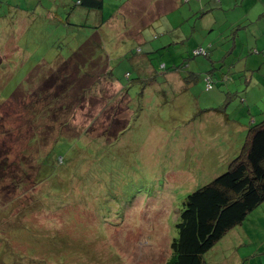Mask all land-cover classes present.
<instances>
[{
  "label": "rangeland",
  "instance_id": "rangeland-1",
  "mask_svg": "<svg viewBox=\"0 0 264 264\" xmlns=\"http://www.w3.org/2000/svg\"><path fill=\"white\" fill-rule=\"evenodd\" d=\"M104 1L106 25L96 32L85 21L81 6L75 10L79 19H70L77 31L69 22L63 23L68 19L65 11L62 22L50 25L37 20L33 5L24 6L25 10L16 6L9 13L0 7V52L6 54L0 65V148L8 150L7 161L4 154L0 156V229L10 236L16 227L20 229L15 246L5 248L2 264H67L74 258L86 260L80 264H164L186 195L224 170L240 152L242 145L234 149L240 125L231 121V108L244 102L232 93L236 84L231 76L244 71L230 70V58L223 62L230 31L212 47L211 39L198 38L200 30L193 32L197 38L177 37L179 26L187 24L191 32L194 22L181 23L178 10L166 14L164 9L153 18L154 26L145 30L143 39L133 40L129 33L144 22L139 19L136 25L117 29L125 18L119 13L123 0ZM110 1L114 5L109 6ZM12 2L19 0H0L6 8ZM92 35L101 42L93 41ZM168 35L174 36L173 42ZM94 43L102 44L106 68L115 80L105 77L94 84L96 78L82 77L81 84H91L92 89L82 91L78 99L75 92L67 94L65 102L77 105L62 111L60 101H53L56 98L37 96L36 88L49 93L59 89L62 80L54 70L56 61L68 60L82 49L92 53ZM199 46L206 47L208 54L194 55ZM28 75L40 80L20 88L31 91L28 95L12 97ZM112 94L119 105L114 99L108 101ZM51 110L57 111L49 118L42 116ZM55 112L70 118L66 126ZM206 114H213L206 119H213L211 126L198 123ZM114 115L120 124L127 120V128L113 140L103 139L98 131ZM85 128L94 131L85 134ZM247 132L248 128L242 133L243 141ZM33 135L39 148L45 140L43 151L52 148L50 171L41 167L39 175L32 165L35 157L23 152ZM30 147L37 155L38 147ZM24 161L29 164L27 173H22ZM33 177L40 182L37 187ZM43 184L54 191L51 199H39ZM57 202L62 203L66 222L59 221ZM69 222H74L72 229L78 235L61 242L64 226L72 227ZM93 256L96 260H90ZM205 258L207 264H264V201L215 243Z\"/></svg>",
  "mask_w": 264,
  "mask_h": 264
},
{
  "label": "trees",
  "instance_id": "trees-1",
  "mask_svg": "<svg viewBox=\"0 0 264 264\" xmlns=\"http://www.w3.org/2000/svg\"><path fill=\"white\" fill-rule=\"evenodd\" d=\"M220 1L221 0H217V3ZM77 2L85 8L97 9L102 7L101 0H78ZM156 2L157 0H125L122 5L125 7V10L136 8V6L137 8H140L143 5H150L152 10H156L157 7L155 5H152V3L157 5ZM127 3H129L128 6H126ZM169 7L170 8L165 9L167 12L175 8V6L173 5ZM215 7L214 9H216ZM233 9L239 11L238 7H234ZM143 12L144 11H141V13ZM228 14H231V12H229ZM1 15L2 14H0V17ZM241 16L242 14H238L236 17ZM230 19L231 16H225L222 20H226L227 23H224L225 21L222 23V20H220L221 22L218 24H221V29H215L211 33L213 37L211 41V47L212 44H215L217 38L222 37L229 30L230 32L227 38L229 42L228 49H231V46H233L235 42L236 44H238V47H235V50L241 48V44L238 41L234 40L233 31L236 30L243 22H240L241 20L237 18L235 21V26L232 29L230 26V28L228 29V26L230 25L229 23L231 22ZM151 22L152 21L148 22V24ZM143 25L145 26L144 23ZM152 26H154V20ZM92 28H95L94 32H96L98 26L94 25L92 26ZM130 38H132L133 40H142L135 37ZM93 39V41L95 42H101L100 38L98 37L93 36ZM139 48L140 46L137 48L138 51ZM160 48L161 47L157 49ZM198 48H203L205 50V53L202 52L204 55L208 54V49L206 47L199 46ZM86 50L82 49L79 52L75 51L73 57L68 60L56 61L54 70L55 72H59L62 80L61 84H59V89L57 90V92L49 93L48 91L40 92L39 89L36 88L37 96H39L40 98H48V100L50 98H56L53 101H60V111H62L64 109L75 107L77 105H71L65 102L64 98L67 96V94L75 92V97L78 99L81 96L80 93L82 91L92 89L91 84L89 85V87H87V85L85 84H81L82 77L89 78L91 80L96 78L97 80L93 81L94 84L99 80H103L105 77L109 81L115 80L112 70L110 68H106L108 66V61L107 58L104 57L105 55L102 51V44L100 45L98 43H94V52L92 53H90L89 51L87 53ZM210 51L211 50H209V53H211ZM261 52L264 53V49ZM202 53L194 52V55ZM146 56L148 57V54ZM224 57H227V59L230 58V60L232 58L231 54L229 55V53L227 52ZM140 58H145L146 60H148L149 65L152 63L150 58H146L144 56ZM2 63L3 60L0 55V65ZM39 80L40 78L33 79L30 75H28L25 83L19 85L17 87L19 89L16 88V90H14L12 97H16V95L17 97L24 94L28 95L31 91L29 93H25L21 89L28 88L29 86L31 87L32 84H36ZM71 86L73 87L70 89ZM122 86L124 87V85ZM232 93L235 94V98L237 96H240L241 101L244 102L241 105L245 110V113L242 116H244L245 118L244 124L247 123L248 125L247 135L243 141L242 132L239 128L237 133H239L240 136L234 143V149L242 145L238 155L235 154L231 158L224 170L218 172L216 175L212 176L208 181H206V183L200 185L186 195L180 211L179 219L176 223L177 235L171 242V252L164 264H207V260L205 258L206 252L211 249L215 245V243L220 242L221 239L227 234V232L236 227L237 224L244 223L248 214L264 201V110L262 112L260 110L262 107H264V99H259L252 105L251 100H254V98L249 97L246 93H244L243 90H241V92L239 90H234L232 91ZM53 94H55V96H53ZM116 94L118 95L119 93L117 92ZM126 94H128L127 90ZM117 95L112 94L108 96V101L114 99V101H116V104L119 105L120 102L118 101L119 98L117 97ZM241 105L238 106V104L235 103V106H237L236 109L238 110ZM78 106H81V103H78ZM126 106L127 108L129 107L128 101L126 102ZM207 110L208 109H203L202 111ZM53 111L57 110H51L48 112L42 111V116L44 118H49L50 116H52ZM227 114L228 113H225V115ZM55 115L57 120L64 119L62 125L66 126L68 124L70 118L65 115L63 117L58 116L56 112ZM212 115L213 114L203 115L198 120V123L211 126V124L214 123L213 119L209 122H206V119L210 118ZM107 120L109 121L106 127L101 131H98L97 134L102 135L103 139L113 140V137L116 138L120 132L127 128V120L124 123L120 124L119 117L117 115H114L112 118L108 117ZM232 120L240 123V119L231 116V121ZM93 131V129H84L85 134L92 133ZM42 140V148H39V146L35 144L38 142V138L33 135L30 138L29 144H27L29 147H25L23 151L26 157H35V163L32 165L35 167V173L37 175L40 174L41 167L45 168L46 166L45 170L50 171V169L47 167V162L49 163V156L52 148L50 151L49 149L46 152L43 151L47 147V144L45 143L44 139ZM53 142L54 141H51V144ZM31 145L38 147L35 148L37 151V155L33 153V150L30 147ZM7 152L8 150L0 148V156L3 154L6 156L5 158H3L4 161H7ZM42 161L44 163L38 167V162ZM28 165L29 164H26L25 161L22 163V173L28 172ZM0 176H3L2 173H0ZM33 180L35 186L37 187L40 182H36L35 177H33ZM43 182L45 181H42L41 183ZM26 183L27 181L24 179V184ZM47 187L49 189V186ZM37 194L39 196V199H51L55 193L53 190H46L45 185L43 184V188H41V190L38 191ZM57 205V216L59 218V221L63 222L65 221V213L61 212L63 208L62 203L57 202ZM11 221L12 220H10L9 222ZM69 224L72 227L64 226L65 230L63 229L61 235H59V240L61 242H70L78 235L77 233H75V231L77 230L72 229L74 222L73 224L69 222ZM14 227L16 226H13V228ZM18 233H20V229H18L17 227L12 232V236L7 235L4 229H0V264H2V260L5 258L7 252L6 249L9 248L11 244L15 246L14 240L16 236L19 237ZM81 234L87 236V233ZM99 241L101 240L96 239V242ZM47 250L48 249H46V251ZM32 254L36 256V253L33 252ZM110 255L113 257L111 253ZM95 258L96 256H93L90 260H96ZM74 259L71 261H67V264H80L86 262L85 259L84 262H78Z\"/></svg>",
  "mask_w": 264,
  "mask_h": 264
},
{
  "label": "crops",
  "instance_id": "crops-1",
  "mask_svg": "<svg viewBox=\"0 0 264 264\" xmlns=\"http://www.w3.org/2000/svg\"><path fill=\"white\" fill-rule=\"evenodd\" d=\"M78 0H46V6L44 5V0H19V2L7 3L9 8H6L5 3L0 4V7L4 9L7 13L15 10L16 6H19L21 9L25 10L24 6H34V13L38 16L37 20L41 23L46 24H57L58 22H62L61 13L62 11L67 12L66 18L67 20H63V23L69 22L68 24H72L74 30L77 31L79 28L71 22V20L76 21L79 19V13H77L76 6H81L83 14L86 17V22L92 26H100L105 24V11H106V3L104 0L102 1L101 8H85ZM119 1V0H117ZM123 0L122 2H124ZM156 1V0H153ZM157 5L152 3L157 7L156 10H152L150 5H143L140 8H131L126 9L122 5V10L119 13H124V21L126 27H130L132 25H136V22L140 19L144 22L145 26L141 28L137 26L136 30L132 33H129L128 37H135L143 39L145 30L152 28L153 18L157 17L164 9L170 8L169 6H175L173 10L179 11L180 21L183 23L184 21L190 22L191 20L194 22L192 24V31L190 32V28L186 24L185 26L181 25L178 27L175 26L178 31L176 34L177 37H187L197 38L194 33L197 30H200V37L203 39H213L212 32L215 29L220 30L221 24H218V21L222 20L225 16L227 17L228 13L231 12L230 25L231 29L235 26V21L239 18L243 22L239 25V27L234 30V40L238 41L241 44V48L237 55L233 54L235 52V47H238V44L231 46V49H227V53L229 55H233L231 58V62L229 63V69L232 67L243 70V73H238V75H232L231 80L235 81L236 87L232 90H241L244 91L249 97L250 94H253L254 100H251L252 105L259 99H264V53L261 52L264 49V0H221L217 3V0H157ZM174 3V4H172ZM109 6L114 5V2L110 1L108 3ZM129 3L126 4L128 6ZM165 5V6H161ZM73 6V11L70 13L68 11V7ZM187 6L183 11V7ZM217 6V7H215ZM214 7L216 9H214ZM234 7H238L239 11L234 10ZM141 11H144L141 13ZM166 11V10H165ZM116 12H112L109 16L114 15ZM1 14V13H0ZM238 14H242L241 17H236ZM124 21L119 22L117 25V29H122ZM152 21L148 24V22ZM225 21V22H224ZM164 22V21H163ZM227 23L226 20H222V23ZM170 29V28H169ZM98 31V30H96ZM115 31V30H114ZM9 32H11V28H9ZM171 38V42H173L174 36L168 35ZM217 44V43H216ZM215 44H212L214 46ZM211 46V42L209 43ZM198 49V48H197ZM256 49V50H254ZM1 50V49H0ZM254 50V51H253ZM259 50V52H258ZM2 60L6 59V54L1 53ZM227 61V57L223 58V62ZM3 70H0V72ZM2 74H0L1 76ZM240 83L243 85L240 88ZM257 89V90H256ZM258 91V96L257 92ZM257 96V97H256ZM233 103V102H232ZM235 104V103H233ZM237 106H233V117L240 119V129L242 133H245L248 125L244 124L245 118L244 113L245 110L242 107L236 109Z\"/></svg>",
  "mask_w": 264,
  "mask_h": 264
},
{
  "label": "built area",
  "instance_id": "built-area-1",
  "mask_svg": "<svg viewBox=\"0 0 264 264\" xmlns=\"http://www.w3.org/2000/svg\"><path fill=\"white\" fill-rule=\"evenodd\" d=\"M204 51L205 50L203 48H198V49L195 50V53H202ZM211 87H212L211 81H209L208 84H207V89H210Z\"/></svg>",
  "mask_w": 264,
  "mask_h": 264
},
{
  "label": "clouds",
  "instance_id": "clouds-1",
  "mask_svg": "<svg viewBox=\"0 0 264 264\" xmlns=\"http://www.w3.org/2000/svg\"><path fill=\"white\" fill-rule=\"evenodd\" d=\"M196 50V49H195Z\"/></svg>",
  "mask_w": 264,
  "mask_h": 264
}]
</instances>
